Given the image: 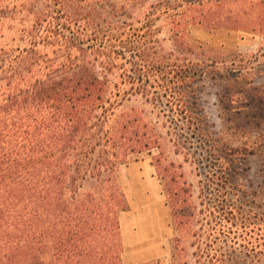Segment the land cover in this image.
<instances>
[{
  "label": "trees",
  "instance_id": "trees-1",
  "mask_svg": "<svg viewBox=\"0 0 264 264\" xmlns=\"http://www.w3.org/2000/svg\"><path fill=\"white\" fill-rule=\"evenodd\" d=\"M142 2L44 0L42 40L63 44L68 64L46 78L11 83V92L17 90L0 102L7 121L0 120V264H124L121 243L112 245L115 234L121 237L119 213L126 204L118 172L130 156L150 151L157 140L140 117L118 110L136 94L149 98L154 78L172 74L178 81L195 80L200 66L213 63L191 59L194 50L180 32L170 38L188 55L179 58L172 43L166 54L157 22L176 0L153 1L141 12ZM178 2L198 14L195 25L224 17L234 29L240 16H256L264 24V0ZM214 8L218 13L211 16ZM263 32L262 27L264 38ZM36 44L23 50L26 67L17 64L23 79L31 68L28 61H35ZM199 51L204 55L206 48ZM234 63L224 59L213 64ZM13 69L1 61L0 72ZM212 237L206 251L198 242L199 251L191 255L178 246V239L176 264H264V247L258 255L235 257L233 241L230 253H214Z\"/></svg>",
  "mask_w": 264,
  "mask_h": 264
},
{
  "label": "rangeland",
  "instance_id": "rangeland-1",
  "mask_svg": "<svg viewBox=\"0 0 264 264\" xmlns=\"http://www.w3.org/2000/svg\"><path fill=\"white\" fill-rule=\"evenodd\" d=\"M142 1L141 12L157 0ZM43 4L44 0H0V63L14 65L0 72L1 103L11 83L43 79L68 64L63 44L42 40ZM214 9L211 16L218 13ZM197 15L176 0L174 9L158 20L165 53L172 43L179 58L188 55L170 38L180 32L194 50V61L235 63L200 66V76L191 81H178L172 74L160 81L154 78L149 98L136 94L118 110L140 117L145 131L157 140L150 151L130 156L118 172L126 204L119 213L121 237L113 231L112 245L121 243L124 264H176L178 239V246L191 255L199 251L198 242L206 251L211 234L214 253H230L233 241L235 257L258 255L264 247V24L256 16H240L234 29L224 17L195 25ZM41 20L44 26L37 29ZM35 41L36 62L28 61L31 68L23 79L18 65L26 67L23 50ZM201 48H206L204 55ZM119 113L114 121H119ZM0 120L6 121L2 113Z\"/></svg>",
  "mask_w": 264,
  "mask_h": 264
},
{
  "label": "crops",
  "instance_id": "crops-1",
  "mask_svg": "<svg viewBox=\"0 0 264 264\" xmlns=\"http://www.w3.org/2000/svg\"><path fill=\"white\" fill-rule=\"evenodd\" d=\"M123 236V235H122ZM124 240V239H123Z\"/></svg>",
  "mask_w": 264,
  "mask_h": 264
}]
</instances>
